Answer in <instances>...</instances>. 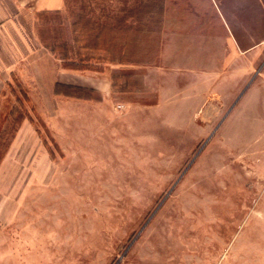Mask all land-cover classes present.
<instances>
[{
    "label": "rangeland",
    "instance_id": "1",
    "mask_svg": "<svg viewBox=\"0 0 264 264\" xmlns=\"http://www.w3.org/2000/svg\"><path fill=\"white\" fill-rule=\"evenodd\" d=\"M37 32L59 66L12 88L36 148L0 264H264V0H65Z\"/></svg>",
    "mask_w": 264,
    "mask_h": 264
},
{
    "label": "crops",
    "instance_id": "2",
    "mask_svg": "<svg viewBox=\"0 0 264 264\" xmlns=\"http://www.w3.org/2000/svg\"><path fill=\"white\" fill-rule=\"evenodd\" d=\"M64 6L65 0H0V224L14 212L13 197L19 193L9 186L20 181L21 163L27 164L23 174L28 175V159H35L31 152L36 148V133L26 123L6 138L15 101L12 88L27 85L35 91L34 86L47 85L51 90L52 70L59 64L38 36L37 26L43 15L61 12ZM230 32L233 39L228 38L227 49L244 52Z\"/></svg>",
    "mask_w": 264,
    "mask_h": 264
},
{
    "label": "trees",
    "instance_id": "3",
    "mask_svg": "<svg viewBox=\"0 0 264 264\" xmlns=\"http://www.w3.org/2000/svg\"><path fill=\"white\" fill-rule=\"evenodd\" d=\"M74 32H75V37L74 41L75 44L78 45L79 43H83V41L86 43V46H84L85 49H88L91 51L93 55H91L88 60L90 61L91 59L99 58V59H106L108 58H103V56H97V52H104L105 54H109V49H107L106 46H108L109 42L104 40L106 37L104 34H98L95 37L94 42H89L87 41L86 33H85V28L80 24V22H76L74 24ZM104 48V49H103ZM80 55V54H79ZM69 63H67L65 66L69 67L70 69L74 70H84V69H90L91 67L88 66L87 61L84 59H81L79 63H75L73 60H70L68 57L65 59Z\"/></svg>",
    "mask_w": 264,
    "mask_h": 264
}]
</instances>
